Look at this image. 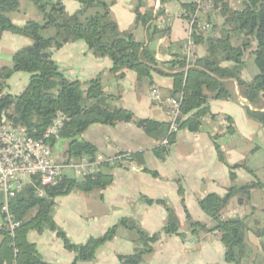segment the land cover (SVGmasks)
<instances>
[{
  "label": "crops",
  "instance_id": "obj_1",
  "mask_svg": "<svg viewBox=\"0 0 264 264\" xmlns=\"http://www.w3.org/2000/svg\"><path fill=\"white\" fill-rule=\"evenodd\" d=\"M102 1L111 4L110 17L120 32L132 34L137 42L149 46L160 63L157 69L174 74L166 64L175 55H185L188 40V24L182 17L181 4L194 0ZM229 4L232 10L242 7L241 0H229ZM64 6L69 15L82 9L78 0H65ZM203 7L211 13L210 0H203ZM137 9L142 17L149 18L147 24L138 22ZM93 13L94 10H90L88 14ZM9 16L20 27L29 21L43 20L30 0H19L18 9ZM212 26L224 27L220 14L212 16ZM52 34L44 36L52 37ZM31 44L27 37L8 31L2 33L0 68H10L14 54ZM255 47L253 44L245 57L247 66L242 72L245 81H251L258 75L252 54ZM196 52L198 57H205L206 47L198 46ZM52 58L69 81L88 83L100 76L107 96L104 101L111 107L127 110L141 120L170 121L166 108L153 102L150 94L151 88L156 86L162 97L170 98L173 78L152 73L151 78L139 80L131 70L124 71L119 77L111 72L112 61L91 53L83 41L70 42L60 50H52ZM224 66L231 64L225 63ZM30 77L26 73H15L7 82L5 93L20 95L27 88ZM227 85L232 93L231 99L210 101V111L215 118L206 116L200 133L179 131L163 160L154 154L160 143L133 122L115 126L92 125L82 134L81 139L93 145L97 155L113 158L120 154L142 153L145 165L140 166L132 160L123 161L105 171L113 177V183L107 189L88 193L76 191L56 200L54 221L73 244L81 245L90 238H101L123 219L130 225L138 224L148 235L162 232L168 221V211L161 203L165 202L178 224L179 235H163L154 244L153 252L142 257L140 264H224L225 248L220 233L201 231L193 234L187 215L193 222L211 230L215 222L202 211L200 200L210 194L223 197L233 185L243 186L254 181L264 183V127L250 119L246 110L263 113L264 97L263 105L258 109L242 97L237 81L229 80ZM226 118L232 119L233 134L227 132L229 123ZM216 136L226 163L245 166L235 170V181L231 179L228 166L219 161L213 141ZM68 144V141L59 140L53 147L58 161L67 160ZM222 217L224 220L240 219L245 223V241L252 252L243 258L241 264H264V189H254L250 201L244 205H239L237 198L232 199L223 210ZM2 224L0 218V226ZM28 239L36 245L47 263L72 264L76 261V254L68 251L53 232L38 234L32 230ZM138 239L136 230L122 227L112 241L97 250L93 261L77 264H120V255L134 254V242Z\"/></svg>",
  "mask_w": 264,
  "mask_h": 264
},
{
  "label": "trees",
  "instance_id": "obj_2",
  "mask_svg": "<svg viewBox=\"0 0 264 264\" xmlns=\"http://www.w3.org/2000/svg\"><path fill=\"white\" fill-rule=\"evenodd\" d=\"M43 16V23L29 21L24 26H16L9 14L19 7V0H0V37L8 31L24 36L32 44L16 52L10 68H0V122L3 116L12 111L11 118L19 125L25 126L36 139H43L47 129L57 113L67 117L58 136L47 140L54 147L59 140L68 141L65 152L67 159L88 157L94 161L97 156L96 148L81 139L82 134L92 125L115 126L119 123L133 122L143 129L147 136L159 142L154 150L155 156L163 160L175 142L179 131L196 134L203 131L204 118L211 116L210 101H227L232 98L229 86L224 82L234 80L242 97L253 107L261 109L264 97V0H241L242 7L232 10L229 0H210L211 13L204 17L197 15L195 2L182 3V17L194 20L191 38L196 45L206 47V56L198 57L188 66L186 56L175 55L166 66L174 74L166 73L157 67L154 52L143 43L137 42L132 34L120 32L117 24L110 17L111 4L102 0H78L82 9L74 15L66 12L65 0H30ZM94 10L93 14H88ZM138 22L147 24L149 18L140 15L136 10ZM220 14L224 19V27L212 26V16ZM201 24L210 25L207 32L200 29ZM57 28L55 36L46 38L44 30ZM218 34H215V32ZM74 41H83L88 50L98 57H108L113 67L111 72L119 77L124 71L131 70L139 80L151 78L152 73L171 77L174 80L171 97L181 99V118L178 131L171 132V123H161L135 118L134 114L114 108L105 103L106 94L103 92L101 77L88 83L69 81L61 72L52 58V50H60L64 45ZM255 44L252 52L258 75L251 81L242 79V72L247 66L246 54ZM225 63L231 66L225 67ZM15 73L29 74L27 88L18 96L5 93L7 82ZM247 115L264 127V112L252 111ZM227 132L234 133L232 119ZM214 137L219 161L231 170V179L235 181V170L245 166H229L226 163L222 148ZM168 141L164 145V141ZM134 161L140 166L145 162L142 153L120 154L101 164V171L90 177L76 178L71 173L64 174L56 184L42 186L38 177H33L17 196L9 203V214L20 226L10 230L6 214L2 213L3 197L0 196V264H50L43 260L36 245L28 239L30 231L43 234L53 232L64 243L68 251L76 254V261L91 262L95 259L97 250L107 242L112 241L120 228L136 230L139 239L135 241V252L130 256H119L120 264H140L142 257L153 252V246L163 235H179V227L171 209L161 202L168 211V221L162 232L148 235L138 224L130 225L128 220H121L111 227L101 238H90L81 245L73 244L66 233L54 221L56 200L72 192L88 193L94 190H105L113 183V177L105 171L123 161ZM111 161L115 165L110 164ZM157 177L158 174L150 172ZM253 173V171H251ZM254 189H264V183L254 181L251 184L233 185L225 196L210 194L199 201L200 208L215 222V227L208 230L201 223L193 222L187 215L193 234L201 231L220 233L221 242L225 248L224 264H241L245 256L251 255V249L245 241V223L240 219L224 220L222 212L228 203L237 198L239 205H244L251 199ZM148 203L152 201L148 200Z\"/></svg>",
  "mask_w": 264,
  "mask_h": 264
},
{
  "label": "built area",
  "instance_id": "obj_3",
  "mask_svg": "<svg viewBox=\"0 0 264 264\" xmlns=\"http://www.w3.org/2000/svg\"><path fill=\"white\" fill-rule=\"evenodd\" d=\"M197 4V15L205 14L203 0H194ZM194 20H187L188 40L186 43L185 56L188 66L198 56L196 45L191 34ZM200 29L207 32L210 25L201 24ZM151 99L153 102L162 104L167 110L171 123V132L178 131V122L182 116L180 98H164L156 86L151 88ZM12 111L3 116L0 122V196L3 197L2 213L6 214V221L10 230L20 226L14 222V217L9 214V203L19 192L30 184L33 177H38L42 186L56 184L57 180L66 173H71L76 178L94 176L101 171V164L110 158L97 155L94 161L88 157L80 159L69 158L58 161L53 152V147L45 140L58 136L67 117L63 113H57L51 126L47 129L43 139L34 138L25 126L19 125L11 118ZM164 145L168 141H164ZM112 166L115 165L111 161ZM136 170V168H132Z\"/></svg>",
  "mask_w": 264,
  "mask_h": 264
},
{
  "label": "rangeland",
  "instance_id": "obj_4",
  "mask_svg": "<svg viewBox=\"0 0 264 264\" xmlns=\"http://www.w3.org/2000/svg\"><path fill=\"white\" fill-rule=\"evenodd\" d=\"M40 15H41V17L43 18V16H42V14L40 13ZM37 22V21H36ZM38 23H43V20H42V22L40 21V22H38ZM47 30H49V31H47L46 33L45 32H42V35L44 36V35H46V36H51V34H52V36H55L56 35V33H57V31H58V29L57 28H54V27H52V28H50V29H47ZM51 33V34H50ZM45 37V36H44ZM46 38H49V37H46ZM6 89H7V86H6Z\"/></svg>",
  "mask_w": 264,
  "mask_h": 264
},
{
  "label": "water",
  "instance_id": "obj_5",
  "mask_svg": "<svg viewBox=\"0 0 264 264\" xmlns=\"http://www.w3.org/2000/svg\"><path fill=\"white\" fill-rule=\"evenodd\" d=\"M228 81H229V80H226V81H224V82H225L226 84H228Z\"/></svg>",
  "mask_w": 264,
  "mask_h": 264
}]
</instances>
